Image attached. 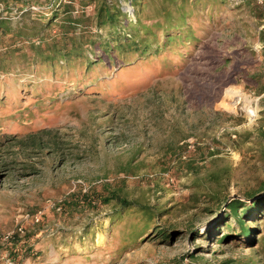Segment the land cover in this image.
<instances>
[{"label":"rangeland","instance_id":"374dc122","mask_svg":"<svg viewBox=\"0 0 264 264\" xmlns=\"http://www.w3.org/2000/svg\"><path fill=\"white\" fill-rule=\"evenodd\" d=\"M38 1L9 0L4 12L17 21ZM235 1L175 74L121 75L115 89L101 71L91 89L99 82L37 74L18 57V70L0 72V236L25 231L0 240V264H264V207L248 217L249 245L227 202L210 199L248 201L264 184V19ZM118 198L164 214L128 241L139 215L118 220Z\"/></svg>","mask_w":264,"mask_h":264},{"label":"trees","instance_id":"16d2710c","mask_svg":"<svg viewBox=\"0 0 264 264\" xmlns=\"http://www.w3.org/2000/svg\"><path fill=\"white\" fill-rule=\"evenodd\" d=\"M8 1L0 0V44L3 46L0 72L18 70L17 63L22 60L26 65L23 69L35 67L37 74L60 77L67 73L73 74L78 82H99L89 85L91 89L101 88L99 73L102 72L107 76L114 73L115 89L121 75L177 73L206 38L210 31L206 26L211 27L230 3L238 5L235 0H39L37 10L23 8L22 17L13 21L4 12ZM75 1L81 9L75 8ZM93 2L97 5L91 17L85 13V7ZM245 4L254 9L258 18L264 19L262 8L253 0ZM8 36L10 42L5 43L4 38ZM261 41L264 57V32ZM99 68L102 70L98 71ZM227 174L228 169L224 168L210 177L221 183ZM263 190L264 184H261L257 191L245 194L248 201L229 198L227 193L218 190L210 196L215 207L227 202L230 217L239 223L238 234L234 236L244 238L249 245L254 243L257 229L248 222V217L263 210L264 194L256 197ZM118 199V220L123 218L122 210L127 216L139 215L140 226L127 227L131 228L128 241L144 237L154 227L155 218L164 214L162 211L156 214L151 206L140 201ZM195 200L199 198L196 196Z\"/></svg>","mask_w":264,"mask_h":264},{"label":"built area","instance_id":"2783aa9c","mask_svg":"<svg viewBox=\"0 0 264 264\" xmlns=\"http://www.w3.org/2000/svg\"><path fill=\"white\" fill-rule=\"evenodd\" d=\"M254 3H256L258 6H260L264 12V0H253ZM33 9L37 10L38 8L36 6H32ZM55 204H53L54 206ZM58 209H60V206H58ZM41 211L32 214L31 218L33 219L34 222H39L41 218ZM25 233L24 228L22 226L17 227L16 229L12 231L5 232L0 236V240L3 242L10 241L14 239L16 236L21 235Z\"/></svg>","mask_w":264,"mask_h":264},{"label":"bare ground","instance_id":"6f19581e","mask_svg":"<svg viewBox=\"0 0 264 264\" xmlns=\"http://www.w3.org/2000/svg\"><path fill=\"white\" fill-rule=\"evenodd\" d=\"M250 102H251V100H250ZM246 108H247V111L249 112V114H250L251 116L256 115V111H257V109L251 107V104H250V103L246 105ZM257 108H258V107H257Z\"/></svg>","mask_w":264,"mask_h":264}]
</instances>
